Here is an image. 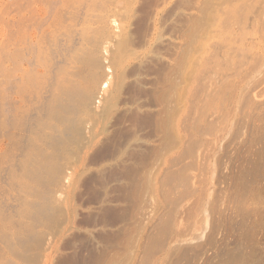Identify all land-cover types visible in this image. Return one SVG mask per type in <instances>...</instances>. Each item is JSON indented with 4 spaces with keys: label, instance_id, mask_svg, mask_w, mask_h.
I'll return each instance as SVG.
<instances>
[{
    "label": "bare ground",
    "instance_id": "6f19581e",
    "mask_svg": "<svg viewBox=\"0 0 264 264\" xmlns=\"http://www.w3.org/2000/svg\"><path fill=\"white\" fill-rule=\"evenodd\" d=\"M248 6L9 0L0 24V264H166L193 245L184 233L200 228L177 227L195 212L177 210L198 189L188 160L206 171L244 99L259 144L252 162L264 165V89L252 85L264 18L253 32ZM254 171L259 190L236 180L220 211L239 213L246 245L224 255L210 245L218 264L254 262L264 167Z\"/></svg>",
    "mask_w": 264,
    "mask_h": 264
},
{
    "label": "rangeland",
    "instance_id": "374dc122",
    "mask_svg": "<svg viewBox=\"0 0 264 264\" xmlns=\"http://www.w3.org/2000/svg\"><path fill=\"white\" fill-rule=\"evenodd\" d=\"M8 6L9 0H0V24H5ZM241 12L245 19H250L253 32L257 31L258 27L256 21L260 17L264 18V0H249L248 9L243 8ZM252 85L253 87H261L264 89V61L254 73ZM262 95L264 98V92ZM242 104L232 124L224 131L220 143L211 150L209 160L206 163V171H204V169L199 171L195 165V160L194 162L191 159L188 160L190 168L187 171V175L192 178L194 189H198L193 196L186 197L182 204L177 207V210L183 205H188L195 212H193L192 216L187 215L182 219L180 218L177 221V227L197 225L200 230L198 233L189 230L185 232L184 236H186V238L194 239L192 242L195 244L193 243V245H191L193 248L189 243H184L180 249L172 252L170 257L166 259L168 261L166 264H218L219 260L216 258V255H213L215 256L214 258L211 254V252H213L211 251L212 247L216 246V252H219L220 255H224L229 251L235 254L239 253L241 248H244L246 245L245 234L247 227L244 226V221L242 217L239 216V213L236 210L235 213H227L225 216L221 213L227 206V202H231V198L236 190V185L240 180L243 181L247 187V192L259 190L256 185L255 177L257 173L254 169L260 167V171H262L264 167L263 163L257 159L252 162V148L256 145L259 146V144L256 142L255 134H252L251 130L246 127L247 121H245V114L248 113L246 99L242 100ZM253 120H256L255 117ZM262 122H264V117L260 118L258 121V123ZM197 201H199L198 204ZM208 216L209 220L207 219ZM234 236L236 238H234ZM263 236L264 234L261 237L259 236L256 247L249 250L252 254L254 253V262L252 264H264ZM230 237L238 240L237 245L228 244L230 242ZM258 241H260L261 244ZM186 244L190 247H187L188 245L186 246ZM210 245L214 246L211 247ZM222 249L224 254L221 252ZM224 251L227 252L225 253Z\"/></svg>",
    "mask_w": 264,
    "mask_h": 264
}]
</instances>
